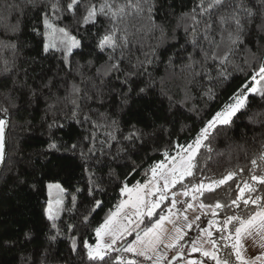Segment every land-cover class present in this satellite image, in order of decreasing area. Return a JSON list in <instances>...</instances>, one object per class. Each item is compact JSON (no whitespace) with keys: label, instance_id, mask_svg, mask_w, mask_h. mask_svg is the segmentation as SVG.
<instances>
[{"label":"trees","instance_id":"16d2710c","mask_svg":"<svg viewBox=\"0 0 264 264\" xmlns=\"http://www.w3.org/2000/svg\"><path fill=\"white\" fill-rule=\"evenodd\" d=\"M244 93L172 188L210 210L220 264H240L236 239L264 214V0H0V264H134L124 241L89 252L122 188ZM52 181L68 195L54 219Z\"/></svg>","mask_w":264,"mask_h":264},{"label":"rangeland","instance_id":"374dc122","mask_svg":"<svg viewBox=\"0 0 264 264\" xmlns=\"http://www.w3.org/2000/svg\"><path fill=\"white\" fill-rule=\"evenodd\" d=\"M50 34L54 39L55 35L51 29ZM68 42H71L69 38ZM256 88L257 86L255 85L249 88L247 92ZM244 97L245 93L236 96L229 105L212 117L192 143L178 150L176 155L169 161L157 165L146 184L124 186L121 190L119 203L107 217L106 222L96 229V235L102 236L106 233V237L114 240L119 233L129 227V230L126 232V238L131 239V242L128 243L129 246L133 245L136 250L146 255H153L156 260H159V257L163 255L167 246L176 244V240L182 236L187 224L197 219L200 214H204L202 212L205 208L201 207L196 195L193 196L194 199L184 203V195L178 193L171 198L170 204L156 221L149 227L142 228L145 217H149L154 213L165 198L168 197L175 183L189 172L192 159L207 130L215 124L228 122L231 116L243 104ZM4 128L3 123L0 121V158ZM46 193L44 212L51 219L57 218L60 214L63 201L68 196L66 190L59 182L52 181L47 184ZM182 203H184L183 207L180 206ZM108 225L109 227L106 230ZM207 233L208 231L199 239L200 242L202 241L200 247L204 252L211 247ZM124 238L120 237L114 241L112 248L115 243L120 244L121 241H124L122 240ZM91 248L92 246L89 247V251ZM124 252L127 253L129 251Z\"/></svg>","mask_w":264,"mask_h":264},{"label":"crops","instance_id":"0c3cea01","mask_svg":"<svg viewBox=\"0 0 264 264\" xmlns=\"http://www.w3.org/2000/svg\"><path fill=\"white\" fill-rule=\"evenodd\" d=\"M170 197L172 198L175 194L170 191ZM194 199V197H192ZM191 199V200H192ZM199 205V204H198ZM204 214H209L210 210H203ZM201 215V214H200ZM107 220V219H106ZM106 220L104 222H106ZM194 222L196 219L193 220ZM192 221V222H193ZM188 223L185 231L187 228L193 224ZM109 227V225L106 227ZM129 227L121 233L118 234V236L113 240L108 237H106V233L102 236H97V241L94 245H92V248L90 249V253L92 255L100 254L103 255L104 253L109 252L112 250V244L114 241H116L118 238L125 236L126 238V232L129 230ZM184 231V233H185ZM184 233H182V236L178 237V240L176 244H170L167 246L166 250L164 251L163 255L159 257V260H156L158 264H161V259H163L166 251L168 249H175L177 245L179 244L180 239L184 236ZM210 229L208 230V241L211 244V247L207 251H203V249L200 247L202 244V241L200 240L194 245L192 248V251L188 257L184 259L183 264H207V262L211 264H220L219 258H216V253L213 250V245L210 240ZM205 235V233H204ZM122 239L124 242L122 243L123 251H132V252H141L139 250H136L134 246H129L128 243L131 242V239ZM130 247V250H129ZM236 250L240 258V264H264V214L254 219L250 224H248L238 235L236 239ZM95 253V254H94ZM142 253V252H141ZM210 253V254H208ZM153 256V255H152ZM206 260H205V259ZM206 261V263L204 262Z\"/></svg>","mask_w":264,"mask_h":264},{"label":"built area","instance_id":"2783aa9c","mask_svg":"<svg viewBox=\"0 0 264 264\" xmlns=\"http://www.w3.org/2000/svg\"><path fill=\"white\" fill-rule=\"evenodd\" d=\"M210 214H201L196 221L189 226L184 236L180 239L179 244L175 249H168L161 259V264H183L184 259L188 257L192 251L194 245L199 241L200 237L209 230L211 224L214 223L212 219H209ZM206 220V221H205ZM113 248H117L116 243ZM181 256H177V255ZM127 260L134 264H158L153 256L146 255L141 252H127L124 254ZM175 258L172 262H170Z\"/></svg>","mask_w":264,"mask_h":264},{"label":"water","instance_id":"95a60500","mask_svg":"<svg viewBox=\"0 0 264 264\" xmlns=\"http://www.w3.org/2000/svg\"><path fill=\"white\" fill-rule=\"evenodd\" d=\"M0 117H2V119H4L6 121V125L3 131V143H4V148H3V156H2V161H1V166H0V172L2 170V167L4 165L5 159H6V152H7V132H8V128H9V118L7 116H3L0 112ZM177 256H181V255H177ZM175 258H173L170 262H172Z\"/></svg>","mask_w":264,"mask_h":264}]
</instances>
